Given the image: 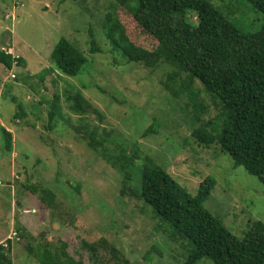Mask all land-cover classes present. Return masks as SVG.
I'll return each mask as SVG.
<instances>
[{
    "label": "rangeland",
    "instance_id": "1",
    "mask_svg": "<svg viewBox=\"0 0 264 264\" xmlns=\"http://www.w3.org/2000/svg\"><path fill=\"white\" fill-rule=\"evenodd\" d=\"M110 1L0 0V47L24 58V64L11 69L0 62V125L13 133L12 150L6 151L0 130V243L12 239L13 264H41L30 247L61 248L64 242L75 259L91 264L85 241L96 242L98 254L112 264L120 259L128 264H182L187 242L172 239L152 207L131 193L139 185L146 154L163 160L191 193L208 174L214 176L206 205L238 236L252 221H264V184L259 178L235 166L218 144H199L193 136L196 126L214 118L221 107L204 90L197 105L173 97L162 85L168 67L130 61L115 48L104 29L110 9L136 44L150 49L157 40L139 28L125 7ZM210 1L230 11L226 5L232 0ZM238 4L231 18L251 37L260 38L255 34L258 15L247 4ZM201 15L200 8L189 10L193 21ZM90 29L100 51H90ZM62 36L88 58L77 76L64 74L50 56ZM195 85L202 86L199 81ZM77 93L86 99L85 113L67 105L66 94ZM13 94L23 104L19 118L14 117L18 109ZM56 97L62 117L47 128L48 108ZM155 118L158 132L143 136L141 131ZM127 164L131 179L120 192L122 166ZM27 184L50 187L53 204H44ZM15 222L23 235L15 232ZM198 264L213 263L205 259Z\"/></svg>",
    "mask_w": 264,
    "mask_h": 264
},
{
    "label": "trees",
    "instance_id": "2",
    "mask_svg": "<svg viewBox=\"0 0 264 264\" xmlns=\"http://www.w3.org/2000/svg\"><path fill=\"white\" fill-rule=\"evenodd\" d=\"M238 2L247 4L258 15L260 25L255 34L260 38L251 37L231 18ZM116 3L125 7L139 28L154 37L157 43L150 49L136 44L116 11L110 9L105 14L104 29L112 45L130 61L153 68L168 67L162 85L173 97H185L186 103L197 105L200 91L209 94L221 111L196 126L193 130L196 141L206 146L218 144L231 156L235 166H243L264 184V0H232V5H226L229 12H224L210 0L110 1V5ZM193 7L202 11L197 21L189 16ZM90 36V51H100L91 29ZM50 56L68 76L81 74L88 64L84 51L65 36L59 38ZM0 62L11 69L14 64H24V58L0 47ZM37 76L42 81L44 71ZM196 81L201 83L200 88H196ZM10 98L17 104L14 117H21L23 104L15 94ZM52 100L48 108L47 128L58 125L62 117L58 97ZM66 100L71 110L77 113L88 111L82 94H66ZM198 104L203 106L202 101ZM195 114L196 120H201V115ZM158 128L155 118L141 134L157 133ZM0 130L6 151H11L12 131L4 125H0ZM89 136V143L93 144L92 131H89ZM142 160L140 182L131 193L152 207L168 227L167 233L172 239L187 242L183 244L187 248L182 264H198L205 259L213 264H264V221H252L250 227L238 236L222 217L207 207L206 201L216 183L214 176L208 174L196 192L191 193L161 164L163 160L158 162L149 154L142 156ZM127 168L128 164L122 166L124 179L120 192L126 191L131 179ZM6 185L11 187L10 182ZM26 187L47 206L53 204L55 194L50 187L40 184H27ZM14 230L20 235L25 233L18 222H15ZM100 241L106 239L101 238ZM12 245L10 237L0 243V264H13L10 256ZM84 246L90 250L91 264H112L98 254L96 242L85 241ZM48 247L32 246L29 252L41 264H82L67 251L66 242L61 248ZM149 254L150 249L145 257L149 258ZM121 260L113 264H128Z\"/></svg>",
    "mask_w": 264,
    "mask_h": 264
},
{
    "label": "water",
    "instance_id": "3",
    "mask_svg": "<svg viewBox=\"0 0 264 264\" xmlns=\"http://www.w3.org/2000/svg\"><path fill=\"white\" fill-rule=\"evenodd\" d=\"M11 214H12V212L10 211V212H9V216H10V217H11ZM9 222H10V226H11V225H12V220H11V218H10Z\"/></svg>",
    "mask_w": 264,
    "mask_h": 264
},
{
    "label": "built area",
    "instance_id": "4",
    "mask_svg": "<svg viewBox=\"0 0 264 264\" xmlns=\"http://www.w3.org/2000/svg\"><path fill=\"white\" fill-rule=\"evenodd\" d=\"M0 184H1V181H0Z\"/></svg>",
    "mask_w": 264,
    "mask_h": 264
}]
</instances>
